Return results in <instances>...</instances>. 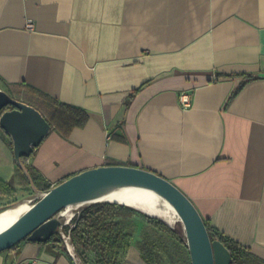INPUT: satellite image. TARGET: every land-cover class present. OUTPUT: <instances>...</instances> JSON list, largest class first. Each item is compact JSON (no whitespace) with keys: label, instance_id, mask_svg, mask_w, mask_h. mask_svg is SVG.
<instances>
[{"label":"crops","instance_id":"1","mask_svg":"<svg viewBox=\"0 0 264 264\" xmlns=\"http://www.w3.org/2000/svg\"><path fill=\"white\" fill-rule=\"evenodd\" d=\"M8 83L90 115L69 134L52 129L28 157L41 186L111 163L147 168L264 258V0H0ZM13 96L31 102L26 89ZM11 141L0 130L6 182L17 172ZM28 258L76 264L59 236L0 252V264ZM127 264H146L135 242Z\"/></svg>","mask_w":264,"mask_h":264},{"label":"water","instance_id":"2","mask_svg":"<svg viewBox=\"0 0 264 264\" xmlns=\"http://www.w3.org/2000/svg\"><path fill=\"white\" fill-rule=\"evenodd\" d=\"M0 126L11 137L15 161L23 168V157L31 156L53 129L39 109L1 87ZM130 185L152 189L174 208L184 226L191 264H231V251L221 240L211 238L204 216L181 188L153 170L124 164L88 168L69 175L48 190L39 191L36 201L0 231V252L23 240L46 242L57 234L62 236L67 225L62 212L67 206L87 201L119 203L102 197L113 189ZM141 211L170 225L162 217Z\"/></svg>","mask_w":264,"mask_h":264},{"label":"trees","instance_id":"3","mask_svg":"<svg viewBox=\"0 0 264 264\" xmlns=\"http://www.w3.org/2000/svg\"><path fill=\"white\" fill-rule=\"evenodd\" d=\"M252 78L254 77L248 76L245 80ZM23 89H26L31 95L30 104L43 113L56 131L69 134L75 127L83 126L89 120L88 111L82 107L62 102L47 92L25 83L7 84V91L12 96L21 93ZM0 130H3L1 126ZM11 145L13 146L12 141ZM27 159L28 157H23L24 168L17 164L15 179L8 182L0 179V207L6 208L23 198L20 197L18 184L22 187L21 190H25L28 195L48 190L51 187L50 183L41 186V181L44 179L42 174L29 166ZM138 213L143 214L146 219L171 235H176L175 228L134 207L115 202L93 203L80 212L76 219V225L71 229L73 241L83 263L127 264L129 251L134 244V234L127 230L126 226L119 221V218L134 216ZM205 223L211 238L221 240L231 251V264H264V258L253 252L250 247L215 228L208 218H205ZM56 236H59V240L63 241L59 234L52 239ZM137 246L142 252L143 259L148 264H160V256L154 243L145 242L142 246ZM185 264H191V262Z\"/></svg>","mask_w":264,"mask_h":264},{"label":"bare ground","instance_id":"4","mask_svg":"<svg viewBox=\"0 0 264 264\" xmlns=\"http://www.w3.org/2000/svg\"><path fill=\"white\" fill-rule=\"evenodd\" d=\"M41 194V193H39ZM104 200H114L124 205H130L139 208L151 215L162 217L171 226L178 224L180 231L185 236L184 226L179 219L177 212L158 193L144 186L130 185L113 189L103 195ZM32 199H24L18 204L0 212V231L11 225L23 212L31 205ZM90 202H81L67 206L62 214L63 221L70 223L71 219L87 206ZM91 205V204H90Z\"/></svg>","mask_w":264,"mask_h":264},{"label":"rangeland","instance_id":"5","mask_svg":"<svg viewBox=\"0 0 264 264\" xmlns=\"http://www.w3.org/2000/svg\"><path fill=\"white\" fill-rule=\"evenodd\" d=\"M39 193L40 192L38 191L33 195H28L27 192L24 191L20 193V197H23L20 201L24 199H32V204L36 201V198L40 196ZM20 201L6 208L0 207V212L18 204ZM78 216L79 214H76L71 219L69 226L64 229L65 233H70L71 241L75 247L76 253H78V251L73 241L71 229L76 225V219ZM119 221L126 226L127 230L134 234V242L137 245L142 246L145 242L154 243L156 250L160 256V264H185L186 262H191L190 252L186 243L185 236L179 230L180 227L177 223L171 226L172 228L176 229L177 233L176 235H171L163 228H160L159 226L146 219L141 213H138L134 216H122L119 218ZM61 238L65 242V239L62 236ZM146 264L148 263L146 262Z\"/></svg>","mask_w":264,"mask_h":264},{"label":"built area","instance_id":"6","mask_svg":"<svg viewBox=\"0 0 264 264\" xmlns=\"http://www.w3.org/2000/svg\"><path fill=\"white\" fill-rule=\"evenodd\" d=\"M28 26L30 28L33 27V22L30 20L28 23ZM179 99L181 102V105L184 108H190L193 106V101H192V96L191 93L188 91H182L179 94ZM70 223H67V225H69ZM62 237L65 239V242L67 244V246L69 247V250L71 251L72 255H73V259L75 261L76 264H84L82 259L80 258L79 254L76 253L75 247L71 241V235L70 233H65V230L62 232ZM13 264H39V261L37 258H28V259H24V260H20V261H16Z\"/></svg>","mask_w":264,"mask_h":264}]
</instances>
